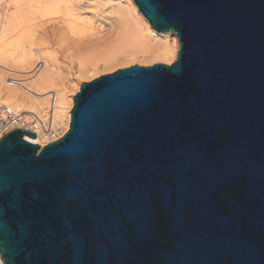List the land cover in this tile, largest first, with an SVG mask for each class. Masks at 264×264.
<instances>
[{
	"label": "water",
	"instance_id": "obj_1",
	"mask_svg": "<svg viewBox=\"0 0 264 264\" xmlns=\"http://www.w3.org/2000/svg\"><path fill=\"white\" fill-rule=\"evenodd\" d=\"M134 1L154 29L176 34V58L132 64L81 82L68 129L42 147L24 138L36 136L28 129L16 127L0 136V189L8 209L0 222L3 264H264V239L256 229L248 230L247 243L230 236V209L208 193L211 174L192 172L190 186L175 181L181 133L173 135L159 123L179 97L197 107L193 120L206 114L223 132L237 131V153L226 163L248 171L264 189V0ZM200 69L211 81L207 91L194 77ZM141 131L152 143L150 152L136 143ZM121 150L131 161L117 171ZM206 150L213 153L215 146ZM21 185L42 190L52 204L66 185L82 198L93 197L95 221L86 212L73 215L77 203L70 202L66 214L43 227L59 234L70 221L74 230L110 233L106 253L34 254L9 225V198ZM161 188L167 189L165 197ZM145 191L152 194L147 205ZM149 215L163 222L141 241L137 232ZM122 239L129 242L127 253L118 249Z\"/></svg>",
	"mask_w": 264,
	"mask_h": 264
},
{
	"label": "bare ground",
	"instance_id": "obj_2",
	"mask_svg": "<svg viewBox=\"0 0 264 264\" xmlns=\"http://www.w3.org/2000/svg\"><path fill=\"white\" fill-rule=\"evenodd\" d=\"M102 1L109 3V17L88 16L77 0H29V17L8 19L0 35L10 36L0 44V101L42 127L35 138L24 136L31 143L49 142L43 128L47 121L58 133L68 129L73 98L86 75L132 61L171 63L176 58V34L154 29L134 0ZM51 20L61 22L72 38L74 50L67 66L54 50L32 37L36 22Z\"/></svg>",
	"mask_w": 264,
	"mask_h": 264
},
{
	"label": "snow or ice",
	"instance_id": "obj_3",
	"mask_svg": "<svg viewBox=\"0 0 264 264\" xmlns=\"http://www.w3.org/2000/svg\"><path fill=\"white\" fill-rule=\"evenodd\" d=\"M79 2L87 4L94 0ZM85 10L91 11L90 8ZM194 77L201 81L205 91L210 89L211 81L206 70L195 71ZM194 113H198L197 107L178 97L171 110L166 109L159 117L160 125H167L171 134L176 135L178 131L181 133L178 138L181 158L175 168V181L190 186L192 172L201 175L211 174L213 179L208 184V193L230 209L231 216L228 219L231 224L230 236L247 243V232L254 228L264 239V189L250 179L248 171L226 163L229 157L237 153L240 139L238 132L235 130L230 133L223 132L206 114H198L199 118L193 120ZM136 143L143 152L151 151L152 143L144 131L139 133ZM198 144L203 147H198ZM210 146H215L213 153L206 150ZM130 161L131 156L127 151H119L115 157L116 170L118 171L120 166H127ZM102 179L106 187L112 188L110 184L105 183L104 178ZM159 192L161 197L167 195L166 188H161ZM4 195L3 189H0V222L8 214ZM151 196L150 192L145 191V205L151 200ZM9 199L11 201L9 206L13 209L9 225L27 241L34 254L46 250L59 254L66 249L80 257H86L90 252L94 255L106 253L104 240L109 238L110 233L108 235L100 233V236H97L96 228L74 230L70 221L65 222L59 234H49L43 227L48 220L66 214V205L70 202L77 203V207L72 210L73 215L79 216L80 213L86 212L94 220L93 197L82 198L77 188L66 185L57 204L50 203L42 190L30 189L24 185L19 186ZM162 222L149 215L145 225L137 232V239L149 240L157 224ZM117 246L122 253L129 251L127 239L120 240ZM96 264H100V261L97 260Z\"/></svg>",
	"mask_w": 264,
	"mask_h": 264
},
{
	"label": "rangeland",
	"instance_id": "obj_4",
	"mask_svg": "<svg viewBox=\"0 0 264 264\" xmlns=\"http://www.w3.org/2000/svg\"><path fill=\"white\" fill-rule=\"evenodd\" d=\"M29 0H0V35L3 33L4 28L6 27L8 19L16 18V17H29L28 9H29ZM77 0V5L83 7L85 14L90 17H109L110 9L109 3H105L102 0H94V2H89L87 4H81ZM86 8H90L91 11H86ZM46 17H54V16H46ZM104 19V18H103ZM106 22V21H105ZM32 37L34 38L37 44L42 46H48L52 50L55 51L59 61L62 65H69V57L68 54L74 50V44H72V38H70L63 29L62 23L57 20H51L47 22H36L31 27ZM8 36V35H7ZM0 38V44L7 41L10 36ZM31 40V39H30ZM69 45V46H68ZM38 46V45H33ZM73 47V48H72ZM70 48V49H67ZM156 62L164 61H143L142 63H138L136 61H132L128 64H120L114 66L110 69L101 68L97 73L90 74L88 77H83V80L89 81L101 74L112 72L121 67H127L132 64L139 65H151Z\"/></svg>",
	"mask_w": 264,
	"mask_h": 264
},
{
	"label": "built area",
	"instance_id": "obj_5",
	"mask_svg": "<svg viewBox=\"0 0 264 264\" xmlns=\"http://www.w3.org/2000/svg\"><path fill=\"white\" fill-rule=\"evenodd\" d=\"M24 128L36 133V130L42 128L37 126L36 122L26 116V114L20 109H16L5 102L0 101V136L9 131L12 128ZM44 131L49 142L54 141L61 137L66 131L58 133L59 130L51 129V124L47 121L43 123ZM67 130V129H66ZM56 134V135H55ZM47 142V143H49ZM42 147V145H40ZM0 264L2 261L0 259Z\"/></svg>",
	"mask_w": 264,
	"mask_h": 264
}]
</instances>
